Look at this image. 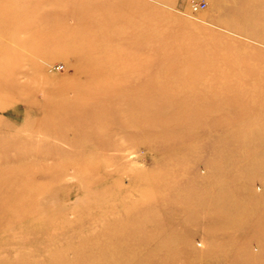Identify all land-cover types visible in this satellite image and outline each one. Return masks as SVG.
Returning a JSON list of instances; mask_svg holds the SVG:
<instances>
[{
	"label": "rangeland",
	"instance_id": "374dc122",
	"mask_svg": "<svg viewBox=\"0 0 264 264\" xmlns=\"http://www.w3.org/2000/svg\"><path fill=\"white\" fill-rule=\"evenodd\" d=\"M48 1L0 97V264H264V0Z\"/></svg>",
	"mask_w": 264,
	"mask_h": 264
},
{
	"label": "bare ground",
	"instance_id": "6f19581e",
	"mask_svg": "<svg viewBox=\"0 0 264 264\" xmlns=\"http://www.w3.org/2000/svg\"><path fill=\"white\" fill-rule=\"evenodd\" d=\"M52 2H49L48 0H0V97L8 98L9 103H11L12 99L17 96L16 93H18L15 89V85L19 80V77L17 78V60H20L24 64H28L30 57L25 52L26 47L31 44V39L33 41L36 40V38H39V29L32 23V19H42V28L45 29V33L43 35L47 34V32H51L52 26H55V29L52 30L54 32H60L61 29L65 27L64 24L66 23L62 22L65 13L59 8V5H55ZM79 18L82 22L86 21L85 13H82ZM78 28L80 30H87L82 29L83 27L81 25L78 26ZM41 33L40 35H42ZM92 34L94 33L90 30L87 35L94 38V36H91ZM81 38L84 39L83 37ZM94 42V39L89 40L86 44H84L85 48L91 50L94 49ZM19 47L21 49H18ZM107 47L108 46L106 45V48ZM117 47L120 48V45H117ZM96 96L98 97L95 99L93 98L92 100L95 104V109L88 110V115L94 117H98L106 113V108L102 105L103 100L108 95L107 92L100 91V93ZM6 103L7 102H5V105ZM7 173L0 171V196L3 189L6 188L3 186L6 182L12 181V183H14L7 186L5 189L6 191L11 193L14 189H20V187H18L17 178L13 179L11 175L12 173ZM9 196L10 194H6L5 197L8 199ZM4 201L1 202L0 200V206H4L7 203L10 204V201L8 200L6 202ZM19 201L20 200L15 199L16 204H18ZM7 224L10 225L11 223L9 222ZM85 237L86 235H84V238ZM87 242L88 246L92 247V238L88 239ZM53 249L54 246L50 244L45 252L50 254L49 251H52ZM51 261L53 263V260ZM91 261L92 254H89L81 263L85 264V262H87L90 264Z\"/></svg>",
	"mask_w": 264,
	"mask_h": 264
},
{
	"label": "built area",
	"instance_id": "2783aa9c",
	"mask_svg": "<svg viewBox=\"0 0 264 264\" xmlns=\"http://www.w3.org/2000/svg\"><path fill=\"white\" fill-rule=\"evenodd\" d=\"M201 6V4L197 1H192L191 3V7L196 10V9H199V7Z\"/></svg>",
	"mask_w": 264,
	"mask_h": 264
}]
</instances>
